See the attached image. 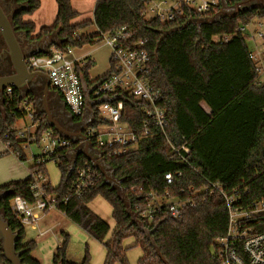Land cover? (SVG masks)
<instances>
[{
	"label": "trees",
	"instance_id": "trees-1",
	"mask_svg": "<svg viewBox=\"0 0 264 264\" xmlns=\"http://www.w3.org/2000/svg\"><path fill=\"white\" fill-rule=\"evenodd\" d=\"M16 1L24 5L11 18L17 32H26L31 40L56 34L60 40L56 46L64 50L94 43L103 34H114L123 26L132 31L133 39L146 38L151 58L149 79L162 90L160 104L171 123L166 136L156 129L154 136L141 139L139 146L125 155L108 157L103 149L105 159L115 169V176L122 181L127 200L118 189L105 184L103 177L85 196L74 197L71 185L75 170L68 176V150L57 151L45 162L33 164L32 170L37 169L47 178L45 188L55 198L57 209L103 243L107 251L104 264L116 261L128 264L123 241L130 236H134L136 244L142 248L138 264H217L215 240L226 232L229 220L225 199L220 194L204 191L195 196L190 188L200 190L208 181L220 182L227 192L238 190L237 205L248 206L264 199V82L256 69L257 62L250 57L247 37L234 33L239 25L263 18L264 10L225 15L218 21L202 23L199 31L196 21H210L222 12L225 2L232 6L240 0H220L219 6L203 14L183 5L182 13H176L173 21L145 16L148 5L155 0H97L93 20L97 31L84 35L81 30L92 21L75 23L79 12L71 0H57L55 21L41 26L35 34V23L24 20V16L36 11L40 0ZM187 22L189 24L184 26ZM223 34H231L232 38L228 42L215 39ZM90 68L91 64L78 66L88 87L93 85ZM123 100L121 120L138 131L147 119L143 110L146 103L132 97ZM21 102L14 89L11 95L4 96L0 106V140L10 144L0 157L20 151L21 160H25L22 141L16 137V121L23 117L19 109ZM100 123L103 120L98 119L94 125ZM41 129H45L43 124ZM169 142L180 150L188 163L172 153ZM51 160L61 171L57 187L51 185L45 167ZM84 163L91 164L80 154L77 165ZM177 171H182L184 177L167 185L164 174ZM32 183L30 176L0 185V192H4L0 211L10 227L20 234L16 250L21 252L22 264H41L32 255L36 242L25 241V226L11 209L15 196L33 202ZM181 189L187 191L186 197L197 199L196 207H188L180 217L173 218L163 204L153 219L141 216L142 212L156 206L152 193L163 197L169 191L177 196ZM99 195L111 204L116 224L107 240L111 226L88 206ZM252 224L264 231V215L256 217ZM67 241L68 235H64L52 264H91L89 252L81 262L68 259ZM6 263L0 244V264Z\"/></svg>",
	"mask_w": 264,
	"mask_h": 264
},
{
	"label": "built area",
	"instance_id": "built-area-1",
	"mask_svg": "<svg viewBox=\"0 0 264 264\" xmlns=\"http://www.w3.org/2000/svg\"><path fill=\"white\" fill-rule=\"evenodd\" d=\"M183 5L190 6L203 14L219 6L220 0H174L171 4L169 0H155L148 5L144 14L149 17L148 15L152 13V17L159 18L161 21H173L176 13H182ZM254 25L256 29L252 28ZM234 33H241L252 42L250 57L257 62L256 69L259 74L264 73V17H257L251 23L239 25ZM231 38V34H223L215 39L228 42ZM258 40H262L261 49L257 44ZM97 41H102L111 49L110 69L101 81L92 82L93 85L89 87L90 95H87L78 66L86 67L89 64L92 66L93 62L89 58L76 57L73 47L64 50L55 45L47 53L26 56L25 62L28 68L44 71L49 75L51 85L62 95L75 117L84 118L88 114L87 96L96 102L106 99L94 105L96 119L91 115L86 127L80 130L86 138L75 141L53 129H41L43 119L35 111L30 98L23 97L19 108L23 113L22 118H29L32 127L35 126V128L33 130L28 123L23 128L16 126V137L22 141L23 150L27 144L31 143H36L40 147L41 155L34 157V165L50 159L57 151L64 149L70 151L86 142L107 162L103 149L107 151L108 157L121 156L136 149L141 139L154 136L156 129L166 136V130L171 123L166 110L160 104L163 97L162 90L149 79L151 58L147 49V39L143 37L133 39L132 31L127 26H123L114 34H103ZM13 91V87H7L4 96L11 95ZM125 97H132L146 103L143 110L147 119L138 131L131 129L121 120ZM98 119L103 120V123L94 125ZM6 146L10 148L9 143ZM170 146L172 153L188 163L178 148L171 143ZM12 153L21 160L20 151ZM90 163L76 164L71 185V194L76 198L85 196L96 187L102 177L104 178L101 171L94 167L91 161ZM183 177L182 171L164 174L167 185H173ZM32 178L33 183L30 189L33 202L21 196H15L11 209L24 226L30 225L39 229L40 219L51 210L57 209V202L45 188L47 178L42 173L37 169L32 170ZM190 191H193L195 196L201 191L209 194L217 193L225 199L229 220L226 232L215 240L214 255L217 264H264V231H259L257 226L252 224L256 217L264 215V199L257 200L248 206L237 205L238 190L227 192L220 182L208 181V185L200 190L191 187ZM186 194L185 189H181L177 196H172L169 191L163 197L152 193L156 206L142 212L141 216L153 219L155 212L166 204L170 216L178 218L184 209L194 208L198 203L195 197H186ZM46 232L48 231H40V234L44 235Z\"/></svg>",
	"mask_w": 264,
	"mask_h": 264
},
{
	"label": "rangeland",
	"instance_id": "rangeland-1",
	"mask_svg": "<svg viewBox=\"0 0 264 264\" xmlns=\"http://www.w3.org/2000/svg\"><path fill=\"white\" fill-rule=\"evenodd\" d=\"M174 0H169V4L173 3ZM234 6V5H232ZM227 12L233 14L234 10H222V12ZM152 17V13L148 15ZM91 15L89 11L82 12L76 20L90 19ZM256 29V25L252 27ZM95 28L93 26H88L83 28L81 32L86 35L90 34ZM250 47L252 42L248 40ZM259 48L263 47L262 40L257 42ZM77 52L81 55H92L96 60V64L90 70L92 76H97L99 74L105 73L110 67V47L103 44L102 41H96L94 43H87L82 47H76ZM261 82H264V73L260 77ZM28 123L29 126L34 130L35 126L32 127V122L29 118L17 119L16 124L19 128L25 127ZM10 155H14L9 153ZM24 154L26 155V160L21 161L25 163L28 167L33 164L34 157L41 155V149L36 143L27 144L24 148ZM14 162L12 158H5L0 160V167H9ZM47 174L53 186H57L60 182L61 171L59 166L54 160L48 161L46 163ZM92 207L96 209L101 216L110 224L111 229L106 236V240L111 237L113 230L115 228V220L112 216L113 208L111 204L101 195L97 196L93 202ZM47 230L48 233L44 236L40 235V231ZM64 235H68L66 256L68 259L81 262L86 254L89 252L92 264H104L106 249L102 242L97 240L91 234L82 229L78 224L71 221L67 216L62 214L58 209L52 210L47 214V217L39 222V229H35L30 225L25 226L24 239L25 241L34 240L36 241V246L33 249L32 255L40 260L41 264H52L53 255L57 250V247L63 243ZM139 236V235H138ZM61 242V243H60ZM123 245L127 247V261L128 264H138L139 258L142 255V248L140 245L136 244V238L134 236L127 237L123 241ZM113 264H121L116 261Z\"/></svg>",
	"mask_w": 264,
	"mask_h": 264
},
{
	"label": "water",
	"instance_id": "water-1",
	"mask_svg": "<svg viewBox=\"0 0 264 264\" xmlns=\"http://www.w3.org/2000/svg\"><path fill=\"white\" fill-rule=\"evenodd\" d=\"M225 5L227 3L225 2ZM21 9V7L19 8ZM18 9V10H19ZM253 8L243 9L242 6L235 5V6H228L226 10H235L236 13L230 14L227 12H221L212 20H200L196 21L199 31L201 28V24L205 22H215L220 20L225 15H237L246 10H252ZM17 10V11H18ZM13 13L11 16L6 12L2 3L0 2V32L6 42L8 47V52L10 54V61L13 68V72L10 74H3L0 75V92L4 93L7 87H13L15 90H18L21 94L20 99H23L24 90L25 88H29L30 85H38L40 81H46L45 88H44V106L45 112L47 113V126L55 128L60 134L65 137H70L73 140H78L80 138H86L83 131L75 133L70 131L69 129L62 127L50 114V111L46 108V96L47 92L50 89L51 81L49 75L44 71H34L28 68L25 58L28 55H37L42 53V51H33L31 53H26L23 49V37L27 36V33L22 31L20 33L17 32L15 25L13 24L11 18L14 16ZM189 24L187 22L184 26ZM23 34V35H22ZM88 106L87 109L91 112V115L96 119V113L94 110V105H90L91 99L87 96ZM99 101L97 103H101ZM96 104V103H93ZM70 157V171L68 176H70L73 171L75 170L78 156L80 154H85L87 159H89L93 166L96 167L101 171L104 176V183L111 186V188H116L120 191L124 200H127L125 188L122 186V181L114 176V168L108 164L103 158H101V154L96 153L94 148L88 143H84L83 146L78 145L75 148L69 151ZM4 195V192H0V198ZM131 209V205L128 206V210ZM135 218V215H132ZM20 238V234L17 231H14L10 225L8 220L6 219L5 215L0 211V244L3 250V254L7 259L6 264H22L21 261V252H17L16 244Z\"/></svg>",
	"mask_w": 264,
	"mask_h": 264
},
{
	"label": "crops",
	"instance_id": "crops-1",
	"mask_svg": "<svg viewBox=\"0 0 264 264\" xmlns=\"http://www.w3.org/2000/svg\"><path fill=\"white\" fill-rule=\"evenodd\" d=\"M71 2H72L73 7L79 12V16H80V14H82V12L83 13L86 12V11H89L90 12V15H91V18L90 19H82V20H76L75 19L74 22L75 23H80V22H83V21H86V20L92 21L91 24L88 25V26H93L95 29L92 30V32L90 34H87V35L94 34L97 31V28H96V26L93 23V20H94V11H95V6H96L97 0H71ZM227 8H228V5H225L224 4L223 9L226 11ZM57 10H58L57 0H40V6H39V8L36 11H34L33 13H31V14L25 15L24 16V20H26V21H33L35 23V25H36V33L35 34H37V31H39V29H40L41 26H43V25H51L55 21L56 16H57ZM81 34H83V33L81 32ZM22 42H23V49H24V51L26 53H31L33 51L46 52L50 48H52L53 46H55L58 42H60V40L58 39L57 35L54 34V35H51V36H46V37H44L42 39H34V40H31V39L28 38V36H26V39H25V37H23V41ZM74 55L76 57H79V58H89V60H91L93 62L92 66H91V69L96 64V60L92 57V55H81V54H79L77 52V49L74 50ZM109 69H110V67H109ZM90 70H89V76H90V81L91 82L99 79L100 77H102L103 75H105L109 71V70H107L105 73L99 74V75H97V76L94 77V76L91 75ZM50 88L51 89H49V94L47 95L48 97L46 96L48 98V100L46 98V108L50 111L51 116L62 127H65L67 129H69L70 131H73L75 133H78V131L83 130L84 127L82 128V124H85V123L87 124L89 122V117L91 116V112L87 109L88 114L85 115L84 118H77V117H75L71 113L70 110H69L70 116L64 115L63 112H61L58 108H56L55 106H53V100H54V98L56 96V95H54V93H56V92L59 93V92L56 91L52 87V85L50 86ZM25 89H27V90H24V93H23L22 96L23 97H29L30 98V100L33 103V106H34L35 111L41 117V119H43V125H44V127L45 128L53 129L54 131L58 132L55 128L48 127L47 126V123H48L47 119L48 118H47V113L45 112L44 95H40V94H37V93L34 94L28 88H25ZM87 92H88L87 95H90V92L91 91H90L89 87L87 88ZM18 93H19V91H18ZM19 96H21L20 93H19ZM60 96H61V99L63 100V103L66 105V103H65V101H64V99H63V97H62L61 94H60ZM3 99H4V93H1L0 92V106H2V104H3ZM100 101H106V99L100 100ZM97 102H99V101H97ZM97 102L94 101L93 99H91L90 105H95L93 103H96L97 104ZM16 126L17 127H20L17 124H16ZM79 145H81V144H79ZM81 146H83V145H81ZM6 149H7L6 144H4L0 140V153L6 151ZM9 157L12 158L14 160V162H17V164L14 163L13 165H11L9 167H2V168L0 167V185H3V184H5V183H7V182H9L11 180H20V179H25V178H28V177L32 176V166H33L34 162H33L32 165H30V166L27 167L25 165V163L21 162V161H24V160H21L20 161V159L16 155H10V154H5V155L1 156L0 157V160L1 159H5V158H9ZM25 160H26V155H25ZM69 160H70V157H69ZM45 167H46V164H45ZM114 176H115V170H114ZM60 180H61V178H60ZM49 181H50V179H49ZM50 183H51V181H50ZM51 185H52V183H51ZM57 186H53V187H57ZM92 202H93V200L88 204L89 208L92 211H94L97 215H99L100 217H102L101 214L96 209H94L92 207V205H91ZM50 212H48V213H50ZM60 212H62V211H60ZM47 214H45L40 219L39 222H41L42 220H44L47 217ZM62 214H64V212H62ZM115 226H116V224H115ZM44 231H47V230L45 229ZM47 233L48 232H46L44 235H46ZM39 234H40V232H39ZM44 235H42V236H44ZM106 255H107V251H106ZM106 255H105V259H106ZM104 263H105V260H104ZM91 264H92V262H91Z\"/></svg>",
	"mask_w": 264,
	"mask_h": 264
},
{
	"label": "flooded vegetation",
	"instance_id": "flooded-vegetation-1",
	"mask_svg": "<svg viewBox=\"0 0 264 264\" xmlns=\"http://www.w3.org/2000/svg\"><path fill=\"white\" fill-rule=\"evenodd\" d=\"M0 2L2 3L6 12L8 14H10V16L13 13H15L20 7L21 8L24 7V5L18 4L16 0H0ZM239 4H240V6H242L243 9L253 8V9H257V10H259V9L264 10V0H242V1H239L238 3H236L235 5L237 6ZM232 12H233V14L236 13L235 10ZM18 33H20V32L18 31ZM10 60L11 59H10V54L8 52V47H7L6 42H5L3 36L0 32V75L10 74L13 72V68H12ZM83 82H84L85 88L87 89L88 88L87 82L86 81H83ZM45 83H46L45 80L44 81L41 80L40 84L30 85L28 89L31 90V92L34 94L37 93L40 95H44ZM48 94H49V91L47 92V95ZM54 95H56V96L53 100V106H55L61 112H63L64 115L70 116L69 109L63 103V100L61 99L60 94L56 92V93H54ZM47 100H48V98H47ZM85 124H82V128L86 127L87 124L86 125Z\"/></svg>",
	"mask_w": 264,
	"mask_h": 264
}]
</instances>
